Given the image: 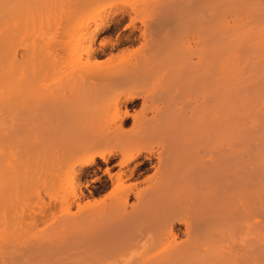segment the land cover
Returning <instances> with one entry per match:
<instances>
[{
  "label": "bare ground",
  "instance_id": "bare-ground-1",
  "mask_svg": "<svg viewBox=\"0 0 264 264\" xmlns=\"http://www.w3.org/2000/svg\"><path fill=\"white\" fill-rule=\"evenodd\" d=\"M101 1L75 5L84 9ZM27 3L0 0V264H264V152L259 148L256 153L257 146L245 135L264 122L257 114L250 123L236 119L255 106L259 113L264 107L248 103L252 109L246 114V105L237 107L244 97L239 94L246 93L241 92L245 79L258 73L255 66L253 76L244 79L241 68L264 62V16L249 23L244 15L248 26L241 30L238 24L244 20L238 13L241 22L233 20L237 26L224 30L214 5L206 17L185 11V37L193 33L198 38L194 50L185 43L188 78L177 88L185 107L147 118L131 116L125 105L134 99L138 76L149 63L167 60V40L157 34L135 59L92 73L91 60L106 40L97 43L100 26L91 27L76 10L72 20L78 23L67 30L68 39L74 34L73 46L71 41L64 45L81 60L82 74L66 76L46 96L42 61L34 51L30 60L18 57L12 44L13 37L20 42ZM101 9H90L86 18ZM116 17L107 31L115 27ZM243 42L256 54L244 56L239 67ZM205 49L209 54L203 56ZM192 57L202 64L201 71ZM181 66L167 64L176 82ZM262 69L260 77L249 80L264 79ZM16 100L25 101L24 108ZM18 106L28 117L26 139L12 137L13 122L22 112ZM102 109H110L111 116L101 120ZM128 119L130 132L114 144ZM14 152L25 157V181L28 173L41 171L50 179L49 206L58 217L52 216L40 232L27 234L10 218L12 164L19 161L22 167L23 162ZM144 165L152 176L137 182ZM89 183L94 189L109 188L100 203L88 200L84 190Z\"/></svg>",
  "mask_w": 264,
  "mask_h": 264
},
{
  "label": "rangeland",
  "instance_id": "rangeland-1",
  "mask_svg": "<svg viewBox=\"0 0 264 264\" xmlns=\"http://www.w3.org/2000/svg\"><path fill=\"white\" fill-rule=\"evenodd\" d=\"M70 1H72V6L69 7L68 4ZM75 1L78 3V1L81 2L85 0H28L26 6L28 12L26 13V17L23 19V26L20 28L21 35L18 33V39L20 42L18 43V41L14 37L12 39L13 48L14 50H16L18 57L24 55L30 60V58L32 57V52L34 51L36 53L38 60L40 59V61H42L41 70L42 75L45 77V82L43 81L45 83V86L43 87H46L44 88V94L48 96L54 90L53 87L57 86L58 82L66 76L82 74V72L78 68L82 62L74 56V51H72L71 49V46H73L72 37H74V34H71V40L68 39L67 35L69 26L71 24L78 23L76 21L73 22L72 20L73 12H75L76 10L78 14L82 13L85 15L84 19L83 17L82 19L84 20V22L85 19H87L91 27L95 24L100 26L101 30L96 42L98 43L103 39L106 40L105 47L98 50L96 55H94L91 60L93 66H91V68L89 69L92 73L108 71V69H110L111 67L123 65L124 63L135 59L147 49L146 43L149 38L160 34L161 36L159 38L163 41L167 40L169 42V45H167L168 47L171 45V48L168 51L167 60L155 62L152 61L149 63L146 69L143 70L138 76L140 77V79L138 81V90L136 91L137 93L134 99L130 103L125 105L127 111L131 116L137 115L145 116L147 118H150L151 116L156 114L173 115L180 111L181 105L185 107V97L184 103L181 104L177 95V88L185 85V78H188L185 74V43L186 45L188 44V46H190L192 50H194V47L197 44L196 42L198 40V38H196L197 35L193 33L187 34L185 37V15L187 17L185 11L190 12V14L194 13L198 17H206L208 14V8L212 9V7H209L210 4L212 6L214 5L213 9L217 10V15H219V19L224 25V30H229L228 28H230L231 30V27H234L231 26L232 24L237 26L236 23H239V21L241 22L240 18L244 20V23L245 19L247 21H251L253 19L257 20V18L260 19L261 16H264V13H262L264 11V0H214L215 2H209L208 0H103L98 3L99 5L96 3L91 5L89 4L88 6L85 5L86 8L84 7V9H77L78 6L75 5ZM96 5L100 9L101 7L104 8V11L101 9L100 11H102V13L99 14L98 12L97 15H93L95 17L92 16L86 18V16H89L87 14H89L88 12L90 11V9L92 11L94 7H97ZM121 9L126 11V14H121ZM242 12L243 14H241ZM259 12H261L262 15ZM115 13L116 15H114ZM238 13L241 16L240 18H237L239 16ZM246 13H251L252 15H247ZM258 13L259 15H257ZM118 14L121 15L118 16ZM243 16L245 19H243ZM115 17L118 19L115 27L111 31H107L111 23L113 24L112 20ZM236 19L238 21H236V23L233 22V20ZM95 20L97 21L94 23ZM246 22L245 24H238V26L240 25V27H242L241 30H244V28L248 26L246 25ZM69 41H71V46L67 45L68 47H66L64 43L66 44V42ZM243 43L239 44L241 47L238 46L239 53L237 54H239V56L237 55V58L239 57L240 60L239 58L236 60H239V67L242 66V59L244 56H248L250 54L252 57L253 53L256 54L255 50H253V52L251 51L252 49H250V45L248 43ZM201 53L203 54V56H206L209 54V49H205ZM169 62H175L182 65V68L180 67L181 69L179 71V82L173 80L170 73L166 70L167 64ZM191 63H193L194 65L197 64L194 57H192ZM245 65V68H241V71L246 70L244 75H242L244 79L251 74V71L253 70V68H255V66L256 72L258 71L257 75H255L258 76L259 74H261V71L263 70L262 68L264 67V62L254 65L252 66V68L249 65ZM198 66L199 65L194 66L197 68V72L202 70V64L201 66ZM249 69L250 72H248ZM258 69L260 70V72ZM253 72L251 74L252 76ZM239 76L240 74L238 75V78L241 77ZM192 77H194V75ZM254 77L251 79H254ZM258 77L253 80V82L255 81L256 84L251 82L250 78V80L245 79V83L242 81L243 78L239 79V81H242V83H244L243 86L247 84V86L245 87L242 86L241 89V92L245 93L246 91V93L243 94L240 92L241 94H239L241 95L240 97L244 96L242 98V101L237 102V107L239 109L242 105L247 106L246 108H244V110H242L243 114L245 110H251L252 106H261V103L262 105L264 104V100L261 101L262 99H264L262 97L264 94V79L263 77H261V80H259L260 78ZM190 78L191 77H189V79ZM44 83L41 85H44ZM248 84H250V87ZM252 92L254 93L252 94ZM250 94H252L253 96ZM251 96L256 97V99H252ZM23 100H20L21 102H18V100H16V102L18 103V105L20 103L25 104V101ZM143 102H145V109L141 110ZM248 103H251L252 106ZM24 104H22L20 108H24ZM20 108L18 106V110ZM254 108L255 109L253 110V112L256 111L255 114L250 111L249 113L251 114L248 113V116H237L236 119L245 122L249 121L250 123L258 115V119H256L259 120V117H261L260 120L264 122V107L262 106V111H260V113L258 107L256 108L255 106ZM22 110L23 109L19 110L18 112H21ZM22 112L21 114L18 113V119L13 122L12 137L16 136L21 139H26L28 130V117L26 111H24L23 113ZM252 114L254 116L256 114L257 115L255 117H252ZM98 115L100 116L101 120H104L105 118L111 116V110L102 109L99 111ZM249 117L251 120L249 119ZM181 118L185 120V112L183 117ZM130 121L131 120L128 119L129 123L125 126L124 132L114 136V144L122 138H125L127 133L130 132ZM251 127V132L247 130L245 135L251 139L252 146H257L258 149L256 148V153L259 152V148H261L260 153H262L264 152V129H262L264 127L262 125L256 126V124L252 125ZM256 143H259L261 146H258L259 144L255 145ZM14 154L16 160L19 159L21 160V162L23 160V162L22 167L20 166L19 161H15L12 164L14 172L13 174L11 173V182L8 188L9 193H12L10 218H12L11 220L13 225L16 222V224H18V227L22 231L27 232V234L35 233L37 231L40 232L49 223V220L52 216H55V218L58 217V210H50L51 208L49 206L51 198V194L49 193L50 179L46 177L45 171H41L37 174L28 173V178L25 181L23 178V165L25 163V157L22 156L23 154L19 155V153L17 154L15 152ZM253 154H255V152ZM151 176V169L148 165H144L135 181H143L150 178ZM84 191L89 196L88 200L90 202L100 203L108 194L109 188L102 191L101 188L94 189V185L89 183L88 189H85Z\"/></svg>",
  "mask_w": 264,
  "mask_h": 264
}]
</instances>
